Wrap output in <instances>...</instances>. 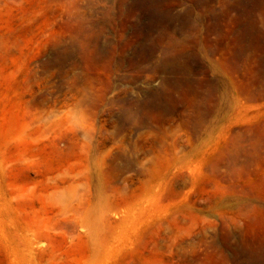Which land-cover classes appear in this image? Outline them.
I'll return each instance as SVG.
<instances>
[{"label":"rangeland","instance_id":"374dc122","mask_svg":"<svg viewBox=\"0 0 264 264\" xmlns=\"http://www.w3.org/2000/svg\"><path fill=\"white\" fill-rule=\"evenodd\" d=\"M0 264H264V0H0Z\"/></svg>","mask_w":264,"mask_h":264}]
</instances>
